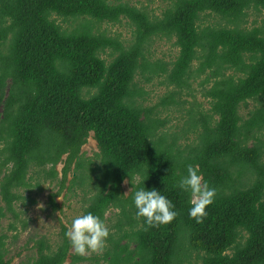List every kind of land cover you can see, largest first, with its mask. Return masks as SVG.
<instances>
[{
  "label": "trees",
  "instance_id": "trees-1",
  "mask_svg": "<svg viewBox=\"0 0 264 264\" xmlns=\"http://www.w3.org/2000/svg\"><path fill=\"white\" fill-rule=\"evenodd\" d=\"M250 7L264 9V0H171L159 16L108 0H0V168L10 165L0 179V220L29 185L31 165L54 178L65 156L58 191L49 195L56 208L68 169L83 166L80 149L92 134L98 152L86 161L85 178H94L95 192L83 212L103 219L117 207L122 216L106 264H264V23L239 25ZM206 14L232 27L203 25ZM123 19L132 27L127 44L99 29ZM157 37L174 39L169 67L145 60ZM139 72L146 81L164 76L173 89L161 98L164 107L196 76L212 82L204 92L209 109L197 118L190 111L185 123L198 128L186 155L176 149L181 135L160 131L164 119L137 100ZM248 100L257 106L242 118L239 107ZM189 164L216 189L199 221L189 216V194L176 187ZM143 184L173 202L171 222L152 227L135 216L132 193ZM3 239L0 264H11ZM70 247L64 232L55 249L39 240L36 257L23 264H63Z\"/></svg>",
  "mask_w": 264,
  "mask_h": 264
},
{
  "label": "rangeland",
  "instance_id": "rangeland-1",
  "mask_svg": "<svg viewBox=\"0 0 264 264\" xmlns=\"http://www.w3.org/2000/svg\"><path fill=\"white\" fill-rule=\"evenodd\" d=\"M108 1L111 3L127 2L130 5L145 9L155 16H159L171 2V0ZM201 23L203 25L218 24L220 26L232 27V23H225L214 14H206L205 17H202ZM263 23L264 9L250 7L246 10V16L239 25L246 29H252L260 27ZM62 27L68 28L67 24H63ZM99 29L108 35L118 36L125 44L131 41L132 27L124 19L118 24L102 23ZM173 41L174 39H167L165 37L155 38L144 54L145 60L148 62L160 61L164 64L166 63L167 67H169V63L177 55V47L173 44ZM108 52L107 50L106 53ZM103 57L106 59V62L110 60V57L106 54ZM193 65L195 66L196 63ZM144 77L147 76L144 75ZM204 78L205 74H202L190 80L187 87L182 88L178 94L173 96L174 103L164 107L160 105L161 98L173 90L171 87L165 86L164 76L151 75L147 77L146 81L143 80L139 72L135 77L136 84L141 90V96L137 100L142 107L152 109L154 118L164 119V124L160 131L165 130L168 134L178 133L181 135L176 142V149L181 151L182 155L187 154V145H194L198 132V128L196 132L186 129L185 123L190 117L189 112L195 111L192 116L197 118V111L205 113L209 109L208 99L204 97V92L212 82L204 83ZM256 106L257 101L248 100L246 104L239 107L240 116L246 118L248 111ZM184 131L185 133L182 134ZM2 148L3 143H0V162L5 155ZM97 152L96 142L93 139V135L90 134L80 149L81 159L84 161V164L76 171L74 170L75 164L72 163L70 165L66 176L65 189L54 199L56 208L49 202V195L55 194L58 191V182L62 178L65 156L55 166L56 176L54 178H50L49 176L42 177V173L39 172L40 170L34 165L30 166L28 175L29 185L18 189L17 192L21 198L13 202V211L5 212V216L0 220V235L4 236L3 242L6 260L10 261L11 264H23L33 260L37 255L36 243L39 240L46 241L52 249L56 248L63 238V228L67 224H70L76 215L83 213V210L89 203V198L95 192L93 186L94 178H85V176L89 167L86 161H95V154ZM9 168L10 165L6 166V168H0V179ZM47 168L48 166L45 167V169ZM73 179L77 185L73 186L72 190H68L70 181ZM120 188L122 194L127 197L131 191L130 183L124 180ZM0 207H4L1 194ZM120 219H122V216L120 209L117 207H109L104 212L102 220L109 229V236H115L117 232L116 226ZM109 236L103 249L100 251L77 255L70 247L63 264H106L108 257H106L105 253L109 247ZM76 256L78 258H75Z\"/></svg>",
  "mask_w": 264,
  "mask_h": 264
},
{
  "label": "clouds",
  "instance_id": "clouds-1",
  "mask_svg": "<svg viewBox=\"0 0 264 264\" xmlns=\"http://www.w3.org/2000/svg\"><path fill=\"white\" fill-rule=\"evenodd\" d=\"M176 187L189 194L190 217L199 221L207 214L206 206L212 203L216 189L210 187L204 180L198 165H187L186 175L179 178ZM132 205L136 209L135 216L142 217L144 224L152 227L167 224L177 215L169 198L156 188H145L144 184L132 193ZM64 236L75 254L84 255L103 249L109 236V229L98 215L84 211L66 225Z\"/></svg>",
  "mask_w": 264,
  "mask_h": 264
}]
</instances>
